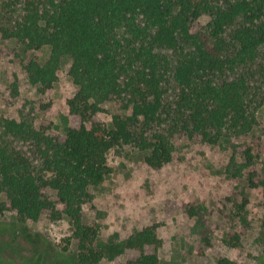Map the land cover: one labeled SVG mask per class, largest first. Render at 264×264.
<instances>
[{
    "label": "trees",
    "instance_id": "1",
    "mask_svg": "<svg viewBox=\"0 0 264 264\" xmlns=\"http://www.w3.org/2000/svg\"><path fill=\"white\" fill-rule=\"evenodd\" d=\"M203 16L211 20L201 31L195 23ZM0 35L24 52L50 48L44 62L24 64L29 84L43 95L69 61L76 90L67 105L80 121L65 136H51L30 115L0 116V212H15L22 224L39 222L45 211L53 221L66 216L79 264L104 257L98 227L84 223L83 211L95 198L92 188L112 173L113 150L133 144L148 152L149 167L162 169L174 159L177 135L215 145L247 137L259 124L264 0H0ZM12 87L19 96L17 82ZM108 103L118 112L107 111ZM103 113L112 119L102 120ZM240 154L244 161L233 156L227 172L234 178L246 172L256 188L258 155L251 145ZM158 228L129 235L125 249L138 253L129 264H161ZM231 241L239 245L240 236ZM217 264L235 262L223 257Z\"/></svg>",
    "mask_w": 264,
    "mask_h": 264
},
{
    "label": "rangeland",
    "instance_id": "2",
    "mask_svg": "<svg viewBox=\"0 0 264 264\" xmlns=\"http://www.w3.org/2000/svg\"><path fill=\"white\" fill-rule=\"evenodd\" d=\"M210 20L201 17L196 29L205 30ZM0 47V116L19 121L22 113L30 115L36 127H48L51 136H65L70 127H79L67 105L76 90L68 77L69 61L65 59L55 88L43 95L29 84L24 64L31 58L44 62L50 48L24 52L17 41L3 40L1 35ZM14 82L20 89L16 97ZM104 107L118 112L114 104ZM101 118L110 121L112 115L103 113ZM258 119L253 133L231 142L211 145L198 137L177 135L174 159L162 169L149 167L148 152L133 144L113 150L112 173L92 188L95 198L83 211L84 223L99 230L96 247L104 253L100 264H129L138 253L125 249L126 239L153 224L159 226L163 241L158 251L161 264H217L223 257L235 264H264V105ZM246 145L258 155L256 188L249 186L246 172L243 178L227 172L233 156L244 161L240 153ZM73 234L69 219L53 221L50 211L39 222L26 224L19 223L13 211L0 212V249L10 245L5 256L0 255L5 260L0 264H14L7 261L9 257L16 264H79ZM235 235L240 236L239 245L231 241Z\"/></svg>",
    "mask_w": 264,
    "mask_h": 264
}]
</instances>
